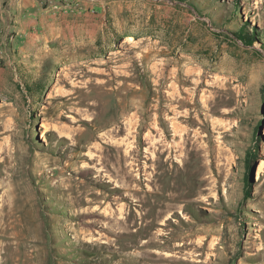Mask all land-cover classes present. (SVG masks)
I'll return each instance as SVG.
<instances>
[{
    "label": "rangeland",
    "instance_id": "obj_1",
    "mask_svg": "<svg viewBox=\"0 0 264 264\" xmlns=\"http://www.w3.org/2000/svg\"><path fill=\"white\" fill-rule=\"evenodd\" d=\"M38 3L0 16V264H264V0Z\"/></svg>",
    "mask_w": 264,
    "mask_h": 264
},
{
    "label": "crops",
    "instance_id": "obj_2",
    "mask_svg": "<svg viewBox=\"0 0 264 264\" xmlns=\"http://www.w3.org/2000/svg\"><path fill=\"white\" fill-rule=\"evenodd\" d=\"M7 10L14 13V26L19 32H28L40 24L38 0H0V16L4 18Z\"/></svg>",
    "mask_w": 264,
    "mask_h": 264
},
{
    "label": "trees",
    "instance_id": "obj_3",
    "mask_svg": "<svg viewBox=\"0 0 264 264\" xmlns=\"http://www.w3.org/2000/svg\"><path fill=\"white\" fill-rule=\"evenodd\" d=\"M234 9H236L235 10L236 13L239 10L237 5L235 6ZM235 34H237L240 39H242L243 41H245V42H247L249 44L252 43V41H254L255 38H257V32L256 31H254L252 34H250L247 31H245V28L243 26H241L238 29V31H235ZM26 86H27V89L32 90L31 85H26ZM43 92H44V90H43ZM261 125H262L261 123H257L256 124L255 129H254L256 135L259 134V131L261 129ZM255 159H256V153H254L252 151H248L246 159H245V161H246L245 167H246L247 172H248L247 175H246V179H248L250 177L251 172H253Z\"/></svg>",
    "mask_w": 264,
    "mask_h": 264
},
{
    "label": "bare ground",
    "instance_id": "obj_4",
    "mask_svg": "<svg viewBox=\"0 0 264 264\" xmlns=\"http://www.w3.org/2000/svg\"><path fill=\"white\" fill-rule=\"evenodd\" d=\"M43 137L45 138V140L47 139L46 134H43ZM171 239H172V238L170 237L169 240L166 242L167 245H169V241H170ZM145 241H147V240H145ZM150 241H151V240H150ZM168 258H169V257H168Z\"/></svg>",
    "mask_w": 264,
    "mask_h": 264
}]
</instances>
